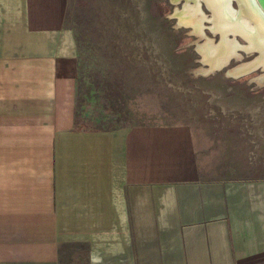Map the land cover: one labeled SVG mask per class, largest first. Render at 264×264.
<instances>
[{
	"label": "crops",
	"instance_id": "0c3cea01",
	"mask_svg": "<svg viewBox=\"0 0 264 264\" xmlns=\"http://www.w3.org/2000/svg\"><path fill=\"white\" fill-rule=\"evenodd\" d=\"M167 1L198 39L197 75L235 60L198 3ZM68 2L0 0V264H264V170L224 167L188 120L135 112L79 51Z\"/></svg>",
	"mask_w": 264,
	"mask_h": 264
},
{
	"label": "rangeland",
	"instance_id": "374dc122",
	"mask_svg": "<svg viewBox=\"0 0 264 264\" xmlns=\"http://www.w3.org/2000/svg\"><path fill=\"white\" fill-rule=\"evenodd\" d=\"M180 6L167 0H69L67 26L79 51L113 73L135 112L167 122L188 120L206 145L216 147L212 153L219 151L224 167L264 170V121L255 112L264 108V85L250 80L263 70L224 78L256 55L237 51L227 68L197 75L198 39L172 16ZM199 9L201 26L207 27L208 15ZM202 32L212 37L207 29Z\"/></svg>",
	"mask_w": 264,
	"mask_h": 264
},
{
	"label": "water",
	"instance_id": "95a60500",
	"mask_svg": "<svg viewBox=\"0 0 264 264\" xmlns=\"http://www.w3.org/2000/svg\"><path fill=\"white\" fill-rule=\"evenodd\" d=\"M203 7L207 30L217 36L220 46L226 38L237 37L244 43L235 48L256 55L243 68V73L264 69V0H190Z\"/></svg>",
	"mask_w": 264,
	"mask_h": 264
},
{
	"label": "bare ground",
	"instance_id": "6f19581e",
	"mask_svg": "<svg viewBox=\"0 0 264 264\" xmlns=\"http://www.w3.org/2000/svg\"><path fill=\"white\" fill-rule=\"evenodd\" d=\"M195 8V7H194ZM189 10H193V9H189ZM193 12H194V10H193ZM195 12H196V9H195ZM194 12V13H195ZM195 15V14H194ZM189 16V15H188ZM195 21V20H194ZM187 23V22H186ZM227 41V40H226ZM218 47H221V45L220 46H218ZM232 48V47H231ZM219 49H221V48H219ZM235 50V49H234ZM220 51V50H219ZM223 52V51H222ZM230 52V51H229ZM220 54V53H219ZM229 58V57H228ZM224 61V60H223ZM222 62V61H221ZM219 63V62H218ZM221 65V64H220ZM243 68V67H242ZM241 69V68H240ZM236 73V72H235ZM236 75H238V74H236Z\"/></svg>",
	"mask_w": 264,
	"mask_h": 264
}]
</instances>
